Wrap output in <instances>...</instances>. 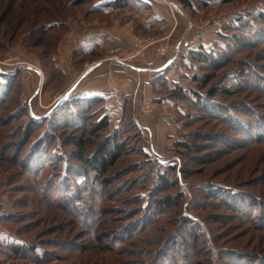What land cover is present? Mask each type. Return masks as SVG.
I'll return each instance as SVG.
<instances>
[{
    "label": "rangeland",
    "instance_id": "rangeland-1",
    "mask_svg": "<svg viewBox=\"0 0 264 264\" xmlns=\"http://www.w3.org/2000/svg\"><path fill=\"white\" fill-rule=\"evenodd\" d=\"M115 1L9 3L34 6L38 15L11 40L0 36V72L18 71L11 76L17 75L13 98L0 107V264H235L234 260L264 264V228L252 222L250 211L239 217L228 208L211 206L212 197H225L231 203L241 196L246 203L252 195L257 198L249 204L252 214L264 217V207L260 208L264 199V94L255 89L239 91L243 79L264 87V0H190V8L172 0L189 24L158 0H121L118 7L113 6ZM104 6L110 13L101 10ZM42 28L46 41L33 46L28 35ZM94 30L115 35L124 52L108 56L92 49L85 54L82 48L89 45L80 42L100 34ZM57 34L68 40L64 48L60 44L61 52V47L57 52L53 47L59 43ZM147 38L154 43L127 59L136 48L133 39ZM235 38L245 44L237 46ZM102 44L103 52L110 47ZM159 45L164 48L162 54L156 51ZM149 49L155 51L154 57H145ZM198 49L217 55L211 56V64L192 61L187 52ZM156 57L161 59L152 67ZM77 58L86 62L77 63ZM104 59L118 68L120 63L130 66L136 77L139 65L159 73L152 85L137 87L135 101L124 98L122 104L113 106L112 97L119 99L120 94L101 93L105 104L88 111L92 126L86 127L93 133L76 127L54 128L46 121L35 130L33 124L28 127L24 115L10 117V110L22 100L42 120L41 115L63 91L70 89L74 94L88 84L89 64L101 67L107 62ZM55 65L60 68L56 70ZM66 71V78L76 77L72 87L65 83ZM206 73L212 74L208 82L201 79ZM145 76L142 82L149 77ZM0 80L5 79L0 76ZM160 85L178 86L188 101L155 92ZM211 89L213 95L208 94ZM94 94L92 90L89 95ZM139 96L153 99L152 114L141 112ZM194 96L212 117L206 112H202L204 118L198 116L201 112ZM7 115L10 121L2 122ZM103 121L108 124L99 128ZM24 131L29 137L26 148L17 145ZM46 132L55 136L49 147L52 155L41 159L37 149L31 150L42 169L21 164L31 143ZM198 132L215 139L200 154L181 145L201 143ZM79 139L85 146L77 144ZM109 139L120 148L101 179L91 167L87 170L80 153H91ZM5 145L9 146L2 152ZM25 169L29 171L23 173ZM166 195L170 209L153 211V200ZM258 222L262 226L264 219L259 217ZM191 227L197 231L193 241Z\"/></svg>",
    "mask_w": 264,
    "mask_h": 264
},
{
    "label": "trees",
    "instance_id": "trees-1",
    "mask_svg": "<svg viewBox=\"0 0 264 264\" xmlns=\"http://www.w3.org/2000/svg\"><path fill=\"white\" fill-rule=\"evenodd\" d=\"M13 1L14 0H0V16L2 17L0 20V36L4 40L5 39L11 40V38L12 37L14 38L16 36V34L25 32V30H26L25 26H30V24L34 20V17H36L38 15V11H37L36 7H34V6L28 7V8L17 7V4L14 7L13 4L12 5L9 4L10 2H13ZM180 1H181L182 5L186 8H190L192 6L190 0H180ZM197 1L202 2V3L207 2L206 0H197ZM231 1H233V0H222V2H231ZM91 2H93V0H74V4H76V3H91ZM120 4H122L121 0H116L115 2H113V6H116V7L121 6ZM49 28H51V27H49ZM20 30H23V31L19 32ZM43 33H44L43 28L37 29L34 32L32 31V34L29 33L28 38L32 39L31 43H33V46H40L42 42L46 41ZM55 38L59 39V43L58 42L54 43V46H53V47H56V52H57L58 49H60V47H61L60 44L63 43L64 39L60 38V34H57L55 36ZM234 42L236 45L238 43H244L245 44V42L241 39H237V41H236V38H235ZM47 44L53 45V43L51 41H47ZM2 45H3V43H0V48L2 47ZM237 46H240V45H237ZM209 53H205L201 49L189 50L187 52V56L192 61H198V62H201L202 64H211L212 63V57L217 55V53H215L214 51H209ZM81 58H83V57H81ZM76 62L82 64L84 62V60L77 58ZM54 64L57 65L56 61L54 62ZM56 65H55V69L58 70L60 67H57ZM138 68L144 69L147 67H146V65H144V67L142 65H139ZM17 69H20V68H17ZM16 72H18V71L12 70V71L0 72V76L4 77V79H5V80H0V107L2 105L7 104L6 102H8L9 100H11L13 98L14 91H15V88L17 86L16 85L17 75H15V77H14L16 80L13 79L11 76L14 73L16 74ZM59 75H63V73H60ZM211 76H212V74L206 73V74H204V76H202L201 79L205 80V82H208V80L211 78ZM49 77H50L51 81L54 80V78L51 79L52 78L51 76H49ZM243 80L245 82L243 84H240L239 91L248 90V89H255L256 91L258 90L264 94V87L260 86V83L257 85H254L255 82L249 83V82H246L245 79H243ZM154 91L158 92V93H169V94H171V96H173L175 98H178V99H181L184 101H188L186 93L182 89H180L178 86L170 89V88L162 87V85H160V87L155 88ZM214 92L215 91L213 89H211L208 94L213 95ZM225 92H228V90L225 89ZM104 96L105 95L101 94V93H97L94 95H84V94H73V93L70 94V92H67V93L63 94L61 96V98H59L58 101L55 102V104L52 106V108L49 111H47L46 113L41 115V116H43L42 120L39 119V117L35 118L33 111H31L29 108H27L26 104L22 100H18L16 107L14 106L10 110L9 113L11 114L10 117L14 116V117H12V120H14L15 117L19 116V118H21L24 115L25 119H26V123L28 124V127L30 124H33L35 130H36L37 125L43 124L46 121L47 124H50L54 128H61V126L76 127L77 130H78V128H80L81 132L93 133L92 128L86 127V125L89 126L92 124V123H88V121L91 120V118H92V116H89L90 113L88 111H90V109L93 108L98 103H104L105 104V100L103 98ZM128 98L135 101L133 94H129L125 97V99H128ZM194 98H195V100H197L196 101L197 105H195V106H197V108H198L197 110H199V112H201V113H197L198 116H201L200 118H204V117H202L203 116L202 112H206V115L208 117H212L213 115L209 114L206 111L207 107L203 106L202 103L199 105V97L194 96ZM190 103H191V101H190ZM7 116L8 117L5 120H3L2 122H9L10 121L9 115H7ZM216 119H217V117H216ZM96 122H98V121H96ZM35 123H37V124L35 125ZM107 124H108L107 121H103L100 124L99 128H103ZM258 130H261V128L258 127L257 131ZM50 133H52V132H46V133L41 134L33 143H31V146L29 147V151L27 152L28 154L25 156L24 159H22L21 164L24 165V163H25L26 166L29 164L30 166H33L36 169H40V168L42 169L41 165H39V164H42L41 160L39 162L35 161V159H37V157L35 156L36 154L31 157V150L33 148L37 149V152H40L39 156L42 157L41 159L49 158L52 155L51 153H49L50 152L49 147L55 141V136L51 135ZM194 135H195V133H194ZM196 135H197V137H200L201 143L182 142L181 145H183L184 147L189 149V151H193V152L200 154L199 152H201L207 146L205 144L213 145L215 143V141L214 142L211 141V140H215L213 137L207 138L209 136H212V135H208L207 132H205V133H199L198 132V133H196ZM27 138H29L28 134L24 131L23 134L21 135V138L19 139V141H17V145L19 147L26 148L28 145V143L26 144V142L28 140ZM205 142H207V143H205ZM77 144L82 146V147L85 146V142L82 139H79ZM8 146L9 145L3 146L2 152H4ZM108 146H110V147H108ZM118 148H120L119 143H115L114 141H112V139H109L107 143H104V141L101 142V145L100 146L98 145V149L92 151L91 153H86V152L82 153L81 152L80 158L82 159L83 164L85 165L87 170L89 167H91L93 169L95 175L102 179V177H104L105 172L107 170L106 168H108L109 166H111L113 164L112 162L114 161V159L118 155V152H117ZM196 158H198V157H196ZM200 162H202V161H200ZM26 166H25V168H26ZM28 171H29L28 169H25L22 172L24 173V172H28ZM33 172H36V171H33ZM160 180L164 182V177L161 176ZM163 182H161V183H163ZM34 184H36V182ZM161 190H165V189H161ZM248 197L251 200L247 201L246 203L243 201L241 196H239V197L236 196L237 200L235 201L233 199V201L231 203H229L227 200H224V199H226L225 197H221V196L219 198L212 197L214 199L212 204H214V205H211V206H213V207L220 206L223 208H228L233 212V214H234L233 216L238 215L239 217H245L246 214H248L250 211V217L254 218V220L252 222L254 224L256 222V224H255L256 226L264 228V223L261 226L260 225L261 223L258 222L259 217L262 220L264 219V217L260 216L259 213H257V212L255 213V215H253L252 214L253 210L249 206V204L256 203L257 198L253 199L252 195H248ZM169 199H170V196H167V195H166V197H163V198H158V199L155 198L154 199L155 201L153 200V205L151 206V209L155 212H158L159 210H169L170 209L169 206H170V202H171ZM236 203H238V204L235 205ZM254 206H256V205H254ZM262 207H264V199H261L260 208H262ZM260 208H258L257 210H260ZM238 212L242 213V214H238ZM251 218L249 220H251ZM191 230H193L190 233V235L192 237V241H193V239L196 237L197 231H195L193 227H191ZM112 245H114V244H112ZM30 247L33 248V250H34L33 245H31ZM190 247H194V245H191ZM12 249L18 253L21 252V249H19L17 247H12ZM237 251H239V250H237ZM188 252H189V250H188ZM243 254H246V253H243ZM233 262L235 264H239V263H236L235 260Z\"/></svg>",
    "mask_w": 264,
    "mask_h": 264
},
{
    "label": "crops",
    "instance_id": "crops-1",
    "mask_svg": "<svg viewBox=\"0 0 264 264\" xmlns=\"http://www.w3.org/2000/svg\"><path fill=\"white\" fill-rule=\"evenodd\" d=\"M146 1L151 3V1H154V0H146ZM158 1L166 6V4L162 0H158ZM101 10L103 12H107V13L108 12L110 13V11H111V9L109 7H106V6L101 7ZM94 31H98V32H100V34L99 33L93 34L94 36L92 38H89L88 40H86L84 42H80V44L84 43V44L89 45V47L87 49H85L84 47L82 48L86 51L85 54H87V52L89 53V51H91L92 49H94V51L97 54H100V52L105 53L107 55L110 54L108 56L116 55V54L121 55L124 52V49H125V48H123L124 45L122 43L118 42L119 39H117V37L115 35H114V37H112V34L110 32L103 33L101 30H94ZM94 31H91V32L93 33ZM92 33L86 32V34H92ZM95 38H99V39L97 40ZM71 40H72V42H75L74 39H71ZM99 41H101V42H99ZM102 41L105 42L106 44L108 43V45H110V47L106 48V50L104 52H103L104 48L101 51V48L104 46L102 44ZM171 41L174 42V40H171ZM67 42H68L67 39L65 41H63L62 46L63 45L66 46ZM80 44H78V45H80ZM62 46H61V49L59 50V52H61L63 50ZM64 46H63V48H64ZM127 47L128 46H126V48ZM76 51H78V48L76 49ZM76 51H74V52H76ZM145 55H146L145 57H147V58L154 57L155 51H153L152 49H149ZM160 59H161V57L154 58L153 59L154 62L152 61L151 66L154 67L153 65L156 64L155 61L158 60V63H159ZM101 61L102 62L107 61V62H106V64L105 63L101 64V67H98V66L93 67V66H96V63H95V65L93 63L88 65L89 67L86 68V69H88V71H86V72H89V74H91L90 78H89L90 81L88 82V84L86 86L83 87L82 90L73 91V92H75L74 94L89 95L92 92V90H93V93L110 92V94H111V93H114L113 88H116L119 91L118 94H120L119 99H114L112 97V105L116 106V105L122 104V102L124 101V98L133 92V91L132 92L130 91L132 89L134 90L135 95L134 94L133 95L136 99V93H138L137 87L140 84H144V83H147L149 86L152 85L151 84L152 78L154 77V75L156 76L159 73V72L154 73L153 70L151 71L148 69H145V70L137 69V72L139 75L137 74L138 77H136V73L133 71V68H131L130 66H126V64L123 65L122 63H120V65H122V66H121V68H118L117 65L110 63L111 62L110 59H107V60L104 59ZM84 62H86V61H84ZM57 63H59V62H57ZM97 64H100V63H97ZM117 64H119V63H117ZM75 69L76 68H74L73 70H75ZM83 69L85 70V68L83 67L81 71H83ZM146 73H148L149 75H147ZM66 75H67V71L65 73L66 85L68 83L71 84V83H73V81H76V80H74L76 77L73 79V76H70L71 77V79H70L69 77L66 78ZM143 75H146L147 77L149 76L147 78V80H144L147 82H144V81L142 82ZM78 76H79V74H78ZM72 86L73 85L71 84V87ZM67 91L71 92L69 89V90L63 91L62 94L67 93ZM140 98H141V96H139L138 101L140 100ZM116 100H118V103L116 102ZM144 130L149 131L148 128H146V127Z\"/></svg>",
    "mask_w": 264,
    "mask_h": 264
},
{
    "label": "built area",
    "instance_id": "built-area-1",
    "mask_svg": "<svg viewBox=\"0 0 264 264\" xmlns=\"http://www.w3.org/2000/svg\"><path fill=\"white\" fill-rule=\"evenodd\" d=\"M167 6L170 7V4L172 3V0H162ZM131 38V37H130ZM135 38V37H133ZM132 39V38H131ZM133 43H134V46L136 48H134L133 52H130L126 58H131V57H134L136 56L138 53H140V51L143 49V48H147L148 46L152 45L154 43V40L153 39H150V38H147V39H133ZM156 51L159 53V54H162L163 51H164V48L162 45H159L156 49ZM150 64V63H149ZM113 92L115 94H118V90L117 89H113ZM152 99V98H151ZM150 98L148 97H141L140 100H139V104H138V107H140V110L143 114H146V115H149V114H152L153 111L155 110V105H153V99L151 100Z\"/></svg>",
    "mask_w": 264,
    "mask_h": 264
},
{
    "label": "water",
    "instance_id": "water-1",
    "mask_svg": "<svg viewBox=\"0 0 264 264\" xmlns=\"http://www.w3.org/2000/svg\"><path fill=\"white\" fill-rule=\"evenodd\" d=\"M170 8L174 10L175 12H177L181 17H183L188 24L190 23L188 17L184 14L183 10L180 8V6L176 2H172L170 4Z\"/></svg>",
    "mask_w": 264,
    "mask_h": 264
}]
</instances>
